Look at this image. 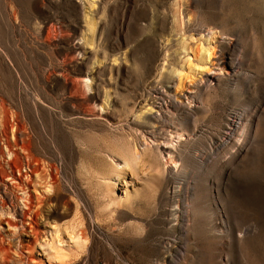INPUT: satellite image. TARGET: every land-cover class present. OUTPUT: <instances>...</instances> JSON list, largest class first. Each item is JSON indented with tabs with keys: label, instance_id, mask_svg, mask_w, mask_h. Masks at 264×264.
Segmentation results:
<instances>
[{
	"label": "rangeland",
	"instance_id": "rangeland-1",
	"mask_svg": "<svg viewBox=\"0 0 264 264\" xmlns=\"http://www.w3.org/2000/svg\"><path fill=\"white\" fill-rule=\"evenodd\" d=\"M199 27L223 75L185 110ZM0 105L6 264H264V0H0Z\"/></svg>",
	"mask_w": 264,
	"mask_h": 264
},
{
	"label": "bare ground",
	"instance_id": "bare-ground-1",
	"mask_svg": "<svg viewBox=\"0 0 264 264\" xmlns=\"http://www.w3.org/2000/svg\"><path fill=\"white\" fill-rule=\"evenodd\" d=\"M179 5V4H178ZM182 5V4H181ZM182 10V9H181ZM186 10V9H185ZM191 17V16H190ZM182 19V18H181ZM182 22V20H181ZM188 23V22H187ZM184 24V23H181ZM186 24V23H185ZM183 26V25H182ZM195 26V25H194ZM189 27V26H188ZM187 27V28H188ZM185 28V27H184ZM190 28V27H189ZM188 32V34L186 35L185 33ZM181 38L179 43V55L182 58V63L184 64L183 66H187V69L192 72V73H199L200 75V79L198 80V82L193 81L194 79H191V76H187L188 73H186V76L184 75L183 77V71L179 70V69H174L172 71H174V75L176 76V80L178 82V85L181 86L183 84H185L186 86V93L180 95L181 100L179 99L178 101H176L177 104H179V106H181L183 109L185 110H189L193 107V101L195 100V95L197 93V89H198V85H200L202 82H207V83H211L213 81V78L215 77H219L221 75H223V70L222 68L219 67V65L214 64V62L211 60L212 56H213V51L216 48V44H217V39L220 37V35L217 34L216 31L212 30L211 28H205V27H199L196 28L192 31H183L181 30ZM193 45L195 46V48L193 47ZM188 54H191L193 57L190 58V56ZM180 58V57H179ZM196 61L197 63L194 64L193 66H191L192 62ZM182 68V67H181ZM195 76V75H194ZM89 87V86H88ZM176 99V98H175ZM1 106V105H0ZM2 108V106H1ZM161 109V107H159ZM157 114L159 113L158 111L156 112ZM5 114V113H4ZM151 116L154 117L155 114L154 112H150ZM158 117V116H157ZM162 117V116H161ZM230 126V125H229ZM13 129V128H12ZM13 131V130H12ZM15 132V131H14ZM176 138L177 141H174L173 138H170L169 141H165L163 143H156L155 141H152L151 144L149 141H145L144 145L146 146V148H148L149 150L153 151L155 153V155L158 158V162H159V166L161 165V169L163 173H172L175 172L177 170V164H176V160H175V149L178 147L179 144H181L184 140H186L184 138L183 135H177L176 134ZM9 139V138H8ZM149 142V143H147ZM12 146H14V150H23V147L21 146V142H13V145H11V142L9 140L6 141V150L7 152H10V150L12 149ZM133 147V146H132ZM125 148V147H124ZM128 148V146H127ZM130 148V147H129ZM132 149V148H131ZM136 149V148H135ZM137 150V149H136ZM144 150V149H143ZM128 153L131 155V159L134 161L139 157V154L141 153H136L133 150H127ZM13 152V151H12ZM11 152V154H12ZM25 152V151H24ZM144 152V151H142ZM2 153V152H1ZM14 153V152H13ZM127 153V152H126ZM10 154V153H8ZM142 154V153H141ZM140 154V155H141ZM2 155V154H1ZM15 155V153L13 154ZM144 155V153H143ZM3 156V155H2ZM111 157V156H110ZM113 158V157H112ZM112 158H109L108 156L106 157V159L108 161L113 162ZM120 161V160H119ZM122 161V160H121ZM132 163V162H130ZM129 163V164H130ZM135 162H133L132 164H134ZM137 163V162H136ZM35 164V163H34ZM124 166L126 165L125 162H123ZM140 164V162L138 163ZM29 164H27L28 166ZM37 165V164H36ZM113 165V164H112ZM115 168L117 169L119 167V163H115ZM128 165V164H127ZM132 166V165H131ZM137 166V165H136ZM37 167V166H36ZM109 167V166H108ZM113 167V166H112ZM122 167V166H121ZM129 167V166H128ZM126 167V168H128ZM158 167V166H157ZM9 175L6 177V181H13L15 178L14 175V171L12 169V167H10L9 165ZM138 168V167H137ZM159 168V167H158ZM24 169V168H23ZM29 169V167H28ZM111 169V168H110ZM36 170V168H35ZM40 170V169H39ZM133 170V169H132ZM19 170H17L18 172ZM41 171V170H40ZM135 171V168H134ZM138 171V169L136 170ZM21 173V171H19ZM19 172L17 173V176H20ZM26 172V171H23ZM22 172V173H23ZM31 172V171H30ZM40 173V172H39ZM134 173V172H133ZM136 173V172H135ZM30 174V173H29ZM35 174H37L35 172ZM137 174V173H136ZM31 177V176H30ZM3 179V178H2ZM25 179V178H24ZM18 180V189L24 191L25 193H27L28 190V184L27 182H22L21 178L17 179ZM26 180V179H25ZM30 180V179H29ZM9 181V182H10ZM0 186L3 188V190H7L8 189V183H3V181H0ZM104 183V182H103ZM124 185L128 186V183H123ZM21 200H24L22 197L18 198ZM26 201L28 200L27 195L25 197ZM4 203H2V205L0 206V208H4ZM13 209L18 208L17 206H12ZM23 207L26 209L24 212V210H21V215L25 216L27 215L28 219H31L32 217V209H30V206L27 204H23ZM15 227V226H14ZM74 236V235H73ZM78 236V235H76ZM75 236V238H76ZM58 237V236H57ZM56 237V239H58ZM73 238V239H75ZM80 238V237H79ZM78 239V237L76 238ZM53 241V240H52ZM76 241V240H75ZM58 242V240H57ZM77 242V241H76ZM39 242H37L38 244ZM60 243V241H59ZM55 246L56 243H54ZM78 244V242H77ZM80 245V243H79ZM47 246V245H46ZM61 246V245H60ZM77 246V245H76ZM42 247V246H41ZM41 247L39 249H41ZM62 250V249H61ZM3 256V260H0V264H6L7 258L9 257V252L6 248H0V257ZM30 258H28L26 261L27 263H35L34 260H29Z\"/></svg>",
	"mask_w": 264,
	"mask_h": 264
}]
</instances>
